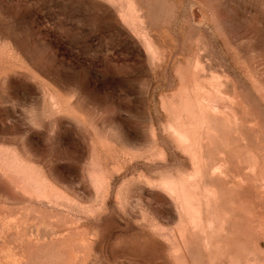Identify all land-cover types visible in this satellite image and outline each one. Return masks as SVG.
<instances>
[{"label":"rangeland","instance_id":"374dc122","mask_svg":"<svg viewBox=\"0 0 264 264\" xmlns=\"http://www.w3.org/2000/svg\"><path fill=\"white\" fill-rule=\"evenodd\" d=\"M0 264H264V0H0Z\"/></svg>","mask_w":264,"mask_h":264}]
</instances>
